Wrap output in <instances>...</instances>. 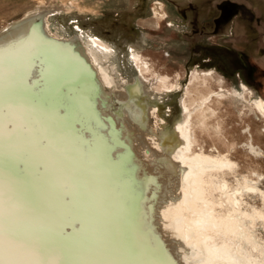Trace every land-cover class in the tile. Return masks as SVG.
<instances>
[{
    "label": "rangeland",
    "instance_id": "obj_1",
    "mask_svg": "<svg viewBox=\"0 0 264 264\" xmlns=\"http://www.w3.org/2000/svg\"><path fill=\"white\" fill-rule=\"evenodd\" d=\"M207 1L0 0V43L25 34L24 46L15 49L17 53L27 55L21 79L26 82L24 87H29L23 93L26 96L20 97L21 103L17 101L2 123L10 130L15 126L11 115L17 118L18 109L29 111V106L35 103L42 108H54L56 117L65 115L67 108L73 110L76 115L73 129L82 136L76 142L75 157L82 159L85 167L94 161L95 148L90 155H85L92 143L115 161L120 158V155L115 156L120 150H107L108 142L114 138L118 141L114 145L122 146L121 139H126L131 157L138 163L139 172L144 173L139 180H144L145 175H154L168 166L170 160L164 159L163 154L151 145L160 142L176 129L178 123L186 120L183 103H188L192 118L191 150L195 151L199 146L204 151L215 150L234 164L233 174L224 178L228 183L226 190L220 188L219 178L210 177V170L205 172L207 195L214 210L222 216V231L229 234L230 225L232 235L244 232L264 244V221L259 223L252 219L253 208L264 213V119L254 113L250 100L238 98L237 93L242 91L240 84L243 83L251 91V98L264 99V96L238 67L239 56L224 47L222 35L201 32L198 20L206 15ZM261 1L264 6V0ZM150 17H155L156 27L142 23ZM90 35L108 45L107 52H98L94 46L92 49ZM88 46L101 58L111 75L112 85L106 86L96 72V66H91ZM133 51L149 65L148 70L144 69L141 99L129 95L130 85L138 76ZM78 63L89 72L90 87L84 89L83 97L78 96L80 88L67 89L62 82ZM45 74L53 78L59 89L57 104L52 99L47 101L48 104L36 100L29 103L27 99L40 97L47 87ZM210 92L212 95L208 97ZM32 125L35 128L36 123L32 122ZM87 127L95 130L96 136L91 132L85 137ZM44 145L41 143L40 147ZM245 183L255 191L245 190ZM54 194L58 201L63 199L59 191ZM59 208L57 206L54 212ZM142 219L147 222L150 243L146 255L134 256L128 264H163L159 258L155 259L160 255L155 250L162 230L160 227L152 229L150 218ZM64 221L66 224L55 226L57 230L48 228V233L52 231L54 235L69 238L75 226L67 214ZM146 257L149 259L145 260ZM167 260L165 264H184V261L174 262L173 257Z\"/></svg>",
    "mask_w": 264,
    "mask_h": 264
},
{
    "label": "bare ground",
    "instance_id": "obj_2",
    "mask_svg": "<svg viewBox=\"0 0 264 264\" xmlns=\"http://www.w3.org/2000/svg\"><path fill=\"white\" fill-rule=\"evenodd\" d=\"M142 23L147 27H156L158 24L155 17L143 19ZM24 39L25 34L9 38L0 43V49L5 55L19 57L17 83L25 92L29 87H24L26 82L21 78L25 72L27 55L17 53L15 49L24 46ZM88 39L92 49L97 47L96 51L107 52L108 45L98 37L90 35ZM87 51L93 64L91 66H96L102 82L106 86L112 85L111 75L97 52L90 47ZM132 57L136 59L138 76L136 82L130 85L129 95L141 99L144 69L148 70L149 65L139 53L133 51ZM45 75L47 87L34 100L26 97L29 103L36 100L48 104L47 101L52 99L57 104L59 89L53 78L49 74ZM66 75L69 76L62 80L65 87L71 90L80 88L78 96H85L84 89L90 87L87 78L89 72L78 63ZM240 85L242 91L237 93L238 98L250 100L254 113L264 119V99L259 96L251 98L247 86L243 83ZM8 87L6 78L5 90ZM209 94L212 95V92L207 94L208 97ZM21 98L18 99L20 103ZM204 100L203 97L202 102ZM29 107V111L18 109L17 118L11 115L15 126L10 130L4 126L5 154L0 158L6 187L10 185L18 205L12 226L18 228L25 240L48 239L54 245L63 246L66 264H96L95 261L98 264H128L134 256L146 255L145 250L148 249L151 237L148 229L146 231L147 222L143 221L144 217L151 219L149 224L152 229L160 227L162 230L155 250L160 255L155 259L159 258L163 264L169 257H173L174 262L184 261V264H264L263 243L255 241L244 232L232 235L230 231L233 228L230 225L229 234L222 231V216L214 210L213 202L207 195L205 172L210 170V177L214 175L219 178L220 188L226 190L228 183L224 178L233 174L234 164L226 155L215 150L204 151L202 146L195 151L191 150L192 118L188 103H183L186 120L178 123L176 129L165 135L160 142L151 145L152 149L163 154L164 159L167 157L170 160L168 166L159 169L154 175H145L144 180H139L144 173L139 172L138 163L131 157L126 139H121L122 146L114 145L118 142L114 138L108 142L110 148L105 146L107 150H120L115 155H120V158L115 161L106 157L105 150L103 152L92 143V148L88 147L85 155H90L95 148V155L92 156L94 161L85 167L82 159L75 157L76 142L82 136L73 129L76 121L74 111L67 108V113L63 112L65 115L56 117L54 108H42L37 103ZM6 113H11L7 104L0 113V122L6 121ZM32 122L36 123L35 128ZM91 132L96 136L95 130L89 127L85 129L84 136L89 137ZM9 135L13 138L11 151L7 139ZM41 143L45 144L44 147H40ZM168 153L170 156H167ZM244 186L245 190L255 191L254 187L246 183ZM58 191L64 200L58 201L54 197ZM151 195L152 201L147 203ZM57 206L60 210L54 212ZM66 214L71 216L75 226L68 235L70 237L62 238L52 231L48 233V228L53 227L54 230L55 226L63 222L66 224ZM252 219L263 222L264 213L253 208ZM148 259L146 257L145 260Z\"/></svg>",
    "mask_w": 264,
    "mask_h": 264
},
{
    "label": "snow or ice",
    "instance_id": "obj_3",
    "mask_svg": "<svg viewBox=\"0 0 264 264\" xmlns=\"http://www.w3.org/2000/svg\"><path fill=\"white\" fill-rule=\"evenodd\" d=\"M18 64V56L5 55L0 49V113L5 102L11 110L24 93V89L17 83ZM6 78L9 83L7 90L4 88ZM7 139L11 151L13 138L9 135ZM4 154L5 132L0 122V158ZM17 207L12 189L10 185L6 187L3 170L0 169V264H66L63 246L54 245L48 239L25 240L12 226Z\"/></svg>",
    "mask_w": 264,
    "mask_h": 264
},
{
    "label": "flooded vegetation",
    "instance_id": "obj_4",
    "mask_svg": "<svg viewBox=\"0 0 264 264\" xmlns=\"http://www.w3.org/2000/svg\"><path fill=\"white\" fill-rule=\"evenodd\" d=\"M262 3L261 0H208L206 15L198 22L201 32L222 35L224 47L239 56L238 67L264 96Z\"/></svg>",
    "mask_w": 264,
    "mask_h": 264
}]
</instances>
